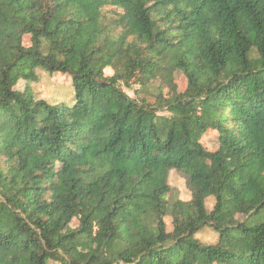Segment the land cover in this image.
I'll list each match as a JSON object with an SVG mask.
<instances>
[{"label": "trees", "instance_id": "obj_1", "mask_svg": "<svg viewBox=\"0 0 264 264\" xmlns=\"http://www.w3.org/2000/svg\"><path fill=\"white\" fill-rule=\"evenodd\" d=\"M0 264H264V0H0Z\"/></svg>", "mask_w": 264, "mask_h": 264}, {"label": "rangeland", "instance_id": "obj_2", "mask_svg": "<svg viewBox=\"0 0 264 264\" xmlns=\"http://www.w3.org/2000/svg\"><path fill=\"white\" fill-rule=\"evenodd\" d=\"M38 74V82L32 85L33 93L37 99H43L48 103H53L57 101H64L65 103L71 102V98H73V91L69 87H60L54 85L49 77L42 73L37 72ZM106 75H111L112 71L110 69L105 70ZM61 82L63 78H58ZM177 84L181 85V80L177 81ZM138 86H133L132 89L123 87V91L131 98H135L134 90H137ZM160 114H164L160 113ZM203 142L205 146L208 148H213L217 144V136L214 132L210 131L206 133L203 137ZM168 184L171 188L178 191L179 199L187 202L190 200V192L187 190L185 181L177 175L174 171L170 172L168 178ZM214 205L213 198H209L206 200V208L208 211L212 209ZM165 222L167 225V230L171 231V220L170 218H165ZM197 238L204 244H214L216 242V235L210 229L205 228L201 231Z\"/></svg>", "mask_w": 264, "mask_h": 264}]
</instances>
